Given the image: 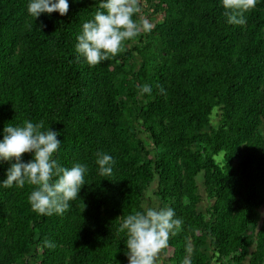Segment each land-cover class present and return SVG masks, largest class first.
<instances>
[{
	"label": "trees",
	"instance_id": "1",
	"mask_svg": "<svg viewBox=\"0 0 264 264\" xmlns=\"http://www.w3.org/2000/svg\"><path fill=\"white\" fill-rule=\"evenodd\" d=\"M146 1L152 30L90 67L76 35L100 0L37 20L28 0H0V139L42 120L62 133L59 163L88 166L63 215L34 212L31 185L0 186V264H128L117 219L154 185L183 222L158 264H181L188 243L192 264H264V0L243 24L221 0ZM101 151L116 161L107 177Z\"/></svg>",
	"mask_w": 264,
	"mask_h": 264
},
{
	"label": "clouds",
	"instance_id": "2",
	"mask_svg": "<svg viewBox=\"0 0 264 264\" xmlns=\"http://www.w3.org/2000/svg\"><path fill=\"white\" fill-rule=\"evenodd\" d=\"M254 3L255 0H221L229 24H243V11ZM69 8V0H28L27 14L35 20L42 14L59 13L63 17L69 13ZM140 13L138 0H100L93 18L84 22L76 35V58L95 67L116 56L125 41L142 31L152 30V23ZM142 92L150 93L151 87L145 85ZM61 135L51 127L46 128L42 120H25L21 124H6L0 139V168L8 165L0 186L17 189H23L26 184L33 186L28 200L32 210L40 215H63L86 184L87 164L77 162L65 167L59 163L57 154L62 141L58 136ZM25 154L31 156L27 161ZM95 156L98 174L112 175L114 158L102 151ZM117 220V233L125 237L124 254L128 264H158L160 253L183 223L171 207L144 208ZM192 255L193 247L188 243L181 264H192Z\"/></svg>",
	"mask_w": 264,
	"mask_h": 264
},
{
	"label": "rangeland",
	"instance_id": "3",
	"mask_svg": "<svg viewBox=\"0 0 264 264\" xmlns=\"http://www.w3.org/2000/svg\"><path fill=\"white\" fill-rule=\"evenodd\" d=\"M138 5H139V7L141 8V16L143 15V16H147L146 14H145V10H146V8H147V1L146 0H138ZM149 15V14H148ZM151 17V16H150ZM146 19H148V18H146ZM150 19V23H153V22H156L157 20H159V16H157V17H151V18H149ZM200 193L201 194H203L204 195V191H203V188H202V181H200ZM156 191V186L154 185L150 190H149V192L147 193V195H146V198H145V205H144V207L145 208H149V207H154V208H157L158 209V201H157V199H156V197L154 196L155 194H154V192ZM203 205H207V202L204 200L203 201ZM225 264V262H221V263H214V264ZM161 264V263H160ZM244 264H249L248 262H245Z\"/></svg>",
	"mask_w": 264,
	"mask_h": 264
},
{
	"label": "snow or ice",
	"instance_id": "4",
	"mask_svg": "<svg viewBox=\"0 0 264 264\" xmlns=\"http://www.w3.org/2000/svg\"><path fill=\"white\" fill-rule=\"evenodd\" d=\"M249 2H251V0H249Z\"/></svg>",
	"mask_w": 264,
	"mask_h": 264
}]
</instances>
